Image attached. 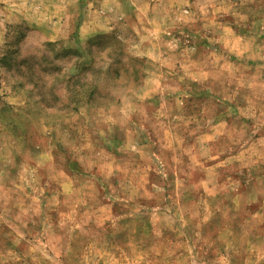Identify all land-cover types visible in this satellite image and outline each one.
<instances>
[{
  "label": "rangeland",
  "instance_id": "374dc122",
  "mask_svg": "<svg viewBox=\"0 0 264 264\" xmlns=\"http://www.w3.org/2000/svg\"><path fill=\"white\" fill-rule=\"evenodd\" d=\"M0 264H264V0H0Z\"/></svg>",
  "mask_w": 264,
  "mask_h": 264
}]
</instances>
